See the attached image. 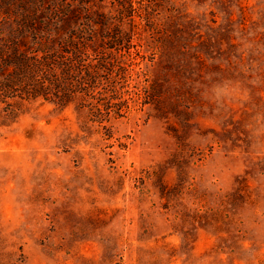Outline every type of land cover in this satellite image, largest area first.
Wrapping results in <instances>:
<instances>
[{"label": "rangeland", "instance_id": "1", "mask_svg": "<svg viewBox=\"0 0 264 264\" xmlns=\"http://www.w3.org/2000/svg\"><path fill=\"white\" fill-rule=\"evenodd\" d=\"M0 264H264V0L0 1Z\"/></svg>", "mask_w": 264, "mask_h": 264}, {"label": "trees", "instance_id": "2", "mask_svg": "<svg viewBox=\"0 0 264 264\" xmlns=\"http://www.w3.org/2000/svg\"><path fill=\"white\" fill-rule=\"evenodd\" d=\"M1 2H3V3H5V4H9L10 3V0H0ZM19 14V17H20V20L22 21L20 24V26H22V27H24V28H27V27H32L33 26V23H32V21L34 20V16H33V14L34 13H32V12H30V11H28V10H22L21 12H19L18 13ZM71 14L73 15L74 13L73 12H71ZM120 41H115L114 42V44H116V43H119ZM74 52V51H73ZM50 58L51 57H49L48 59L50 60ZM14 62V61H13ZM16 62H17V59H16ZM65 71V70H64ZM63 71V72H64ZM15 77H17V80H20V81H22L23 79H25L26 80V83H27V85L28 86H30V85H32L31 87H30V89H29V91L32 93V94H34L35 96L36 95H40V94H47V92L45 91V89H43V90H41L40 89V87H39V85L38 84H35L34 82H33V80L30 78V77H21V76H19L18 75V73L17 74H15ZM90 77V75H87L86 77H84L86 80H88V78ZM89 80H90V78H89ZM51 83H52V86H50V89L49 90H51V92L54 94V96H56V97H58V92H61V88H60V86H59V83L58 82H56V81H51ZM28 86H27V88H28ZM46 90H48V89H46ZM60 97V96H59Z\"/></svg>", "mask_w": 264, "mask_h": 264}]
</instances>
